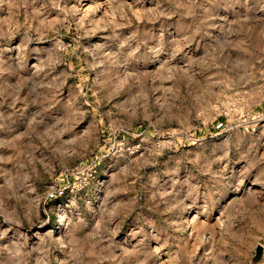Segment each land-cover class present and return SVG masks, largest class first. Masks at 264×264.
<instances>
[{"label":"rangeland","instance_id":"1","mask_svg":"<svg viewBox=\"0 0 264 264\" xmlns=\"http://www.w3.org/2000/svg\"><path fill=\"white\" fill-rule=\"evenodd\" d=\"M0 264H264V0H0Z\"/></svg>","mask_w":264,"mask_h":264}]
</instances>
